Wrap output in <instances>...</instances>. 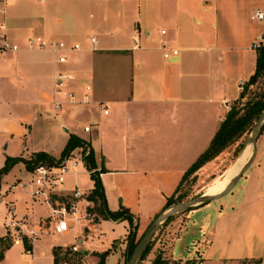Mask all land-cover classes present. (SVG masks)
I'll return each instance as SVG.
<instances>
[{"label": "crops", "instance_id": "1", "mask_svg": "<svg viewBox=\"0 0 264 264\" xmlns=\"http://www.w3.org/2000/svg\"><path fill=\"white\" fill-rule=\"evenodd\" d=\"M257 9L264 10V0L0 2V26H5L0 33L23 47L13 53L0 51V107L13 96L28 102L34 110L22 114L18 121L0 114V168L7 156L20 154L13 152V135H26L35 120H44L55 112L77 115L74 119H62L60 115L55 120L66 135L59 154L44 151L60 155L70 131L87 140L98 169L104 168L101 179L109 208L129 209L140 235L162 211L186 170L209 146L232 102L240 96L242 84L254 72L257 49L253 44L264 41V22L251 19ZM29 36L80 43L83 49L71 52L65 63H59L50 51L26 49ZM91 36L99 41L96 50L90 49ZM174 49L177 54L172 53ZM165 51L171 52L168 58ZM58 71L71 76V91L81 94L91 86L93 101L68 104L56 111L50 96ZM98 100L110 102L108 115L99 112ZM47 105H51L52 114ZM79 122L92 124V131L84 132ZM260 136L257 156L237 186L186 216V228L176 236L171 252L164 253L166 260L195 264L202 258L204 264H240L264 259V129ZM35 151L41 150L25 154ZM92 187L91 180L88 193ZM0 194L3 204L5 196L2 191ZM28 213L37 222L50 210L44 202L32 201L30 208L17 217H28ZM106 221L99 217L96 233L83 240L92 248H81L88 251L84 255L95 249L108 250L119 239L122 246L127 243L129 222L111 220L116 225L123 223L125 230L109 241L102 226ZM7 222V217L0 218V237L7 235ZM84 230L81 228L80 238L86 236ZM194 232L198 234L192 240L195 248L187 255L177 253V244L183 245ZM45 234L51 233L46 229L34 238L31 250L18 242L24 248L23 260L35 263V241ZM11 247L0 264L17 263L7 262ZM55 247L63 246L50 247L53 264Z\"/></svg>", "mask_w": 264, "mask_h": 264}, {"label": "rangeland", "instance_id": "2", "mask_svg": "<svg viewBox=\"0 0 264 264\" xmlns=\"http://www.w3.org/2000/svg\"><path fill=\"white\" fill-rule=\"evenodd\" d=\"M261 85L264 84L261 83ZM255 90H256V85L251 86L248 95L254 92ZM21 100H22L21 98H16L13 96L7 98V100H5L6 103L2 104V107H0V114L2 113L8 114L9 116H12V118L15 121H18L19 117L22 114L34 112L31 104H29L28 102H23ZM232 105L233 102L231 106ZM50 106L51 105H47V107H49L48 108L49 112H51ZM50 114H52V112ZM56 115H58V117ZM60 115L62 119L64 118L74 119L77 116V115L75 117L69 115L62 116V113L55 112V114L53 113L52 116H49L47 118L45 117L44 120L43 119L35 120V122H33L32 131L29 133L27 132L26 135H23L21 137L13 135L10 141H13L12 146H15L13 148V152L20 153L19 155H17V157L20 159H30L33 156V154L37 151L32 152L30 154H25V153L31 152L32 150H47V151H52L55 154H59V150L62 147L64 140L66 139L65 133H63L62 129H60L57 122L55 121L56 119H59ZM78 126L79 128H83L84 126L83 122H79ZM80 131L82 130L80 129ZM70 134H72L71 131ZM251 134L252 131L249 134L244 135L239 142L226 149L221 155H219V157L215 159L213 163H211L209 167H207V169L199 173V175L197 176V180L193 179L194 174L188 176L187 179L184 180V182L182 183L181 188L179 190V193L185 194L183 201L191 199L196 195L202 194L204 189L213 180L219 178L229 167H231L234 163H236L238 159L244 154L247 145L251 143L250 142ZM8 139H10V137H8ZM240 142H243V145L242 147H240L239 150H237V146ZM10 150L11 147L9 148V151ZM0 152L2 153L1 150ZM79 152H82V150H80ZM0 156L3 157V153L0 154ZM60 156L61 153L60 155L55 157L59 158ZM22 163L24 164L26 171L28 173H25V169ZM30 171L31 170L27 169L24 162H20L17 163L7 174H5L1 186V191L5 196V202L3 204H0V218L8 216L6 210V203L9 201L14 202L16 206L17 216L22 215V213L26 212L28 208H30V203L33 201V199L31 198L28 189L20 186L21 183H25L27 179L29 180V178L31 177ZM90 186H91V176L87 173L85 169H81L79 174L77 175L69 174L67 176L66 181L63 183V185L60 186L62 190H59L57 194L58 196L60 197L63 196L64 199H66L67 198L66 195L71 194L72 190L78 187L79 189L84 190L86 192V195L87 194L89 195L88 190L86 189L90 188ZM198 206H195L186 212L179 213L175 215L173 218H171L169 221H167L166 223H162L152 239L151 250L147 254L146 258L141 260L139 264H153V261L157 257V255H161L162 257H164L165 252L168 253L171 252L174 246L173 244L175 243L176 236L186 228L185 225L187 218L186 216ZM46 211H47L46 209L42 210L41 213H44ZM28 217H30L29 213H28ZM102 226H103V232L105 233V238H107L109 241L112 240L113 237L124 232L125 230L123 223L116 225L110 219H108V221L106 222H103ZM96 227L97 224H93L91 227L85 228L86 232L84 230V235L86 236L81 237L82 238L81 243H80V239H81L80 226H76L67 234L51 233V234L43 235L42 237H40L38 241H35L34 244L35 245L33 251V257L35 260L34 264H53L52 263L53 256L50 249V247H52L53 245L63 246L61 247L62 249L61 252H62V257L64 258L65 256V258L61 260L59 264H99V258L93 254L96 251V249L94 250L93 253L91 252L89 255H84L80 251L81 248L89 249L90 251L92 250V248L88 247L87 244L83 243V240H88L89 239L88 235L90 233L95 234L97 231ZM137 230L138 228L135 231ZM144 232H142L140 235L136 233L137 239L141 238ZM0 233H1V229H0ZM23 236H25V234H22V236H20V239ZM189 237L190 239L188 241H185L183 245H181L180 243L177 244V249H176L177 253L178 251H183V253L187 255L188 253H190L191 250L195 248V244L192 243V240L196 239L198 237V234L194 232L190 234ZM125 240L127 242V238ZM121 241L122 239H119L112 243L109 250L115 252L107 257L105 264H125L127 258V254H125L127 243L122 246ZM23 250L24 248L20 243H14L8 252L7 262L10 263L17 262L16 264H31L30 262L23 260L21 255ZM105 251L106 250H103L101 252H105ZM261 262L262 261L257 259H251V260H244L240 262V264H261ZM168 264H190V262L179 261L171 258L168 260Z\"/></svg>", "mask_w": 264, "mask_h": 264}, {"label": "built area", "instance_id": "3", "mask_svg": "<svg viewBox=\"0 0 264 264\" xmlns=\"http://www.w3.org/2000/svg\"><path fill=\"white\" fill-rule=\"evenodd\" d=\"M6 0H0L4 2ZM253 21L264 22V10L257 9L251 14ZM0 29H5L4 25ZM162 30V33H165ZM91 50H96L99 43L94 36L90 37ZM263 41H258L253 44V48L258 49ZM166 46V42H163ZM23 47L20 44L10 41L6 34L0 33V51L5 53H13L21 50ZM25 48L28 50H47L55 54L59 63H65L71 52L82 50L80 43L68 44L62 40H47L42 36H29L25 42ZM172 53L177 54L178 50L174 49ZM171 52L165 51L164 56L168 58ZM71 76L65 71H58L54 76L55 90L50 101L56 111H62L68 104H89L93 101V88L86 86L81 94L71 91L68 87V82ZM243 89V84L242 87ZM99 112L102 115H108L111 111L109 101H97ZM231 108V106H230ZM92 124H84V132L92 131ZM82 150V152H79ZM89 149L78 147L70 152L59 164L40 163L30 171L31 177L20 186L27 188L33 201L44 202L50 210V213L43 219L37 222L30 217H17L16 206L14 202L6 203L8 222L6 225L7 236L14 243L19 241L24 242L25 237L31 243L34 238L41 236L48 230V233L64 234L70 232L76 226L82 229L91 227L96 224L99 216L93 211L94 202L88 199V194L84 190L76 187L72 193L63 196H58L57 192L62 190L61 185L66 181L69 174L77 175L81 169H85L88 174L94 172L86 166L85 157L88 155ZM50 229V230H49ZM25 234L20 239V236ZM75 249V248H73ZM77 249V248H76ZM195 264H204L202 258H198ZM261 264H264V259Z\"/></svg>", "mask_w": 264, "mask_h": 264}, {"label": "trees", "instance_id": "4", "mask_svg": "<svg viewBox=\"0 0 264 264\" xmlns=\"http://www.w3.org/2000/svg\"><path fill=\"white\" fill-rule=\"evenodd\" d=\"M261 83L264 84V41L257 49L255 70L250 75L248 80L243 84V89L240 93V96L238 99L233 101V105L227 112L225 118L220 122V125L209 146L186 170L180 184L176 188V191L172 196L168 197L167 203L162 210L167 209L169 206L175 203L177 204L183 201L185 194L179 193V190L182 183L187 179L188 176L194 174L193 179L197 180L196 172L202 166L218 157L226 149L239 142L244 135L249 134L253 130L259 115L264 109V85H261ZM254 85H256V90L248 95L251 86ZM242 145L243 142H240L237 146V150H239ZM78 147L89 149V153L85 157V162L89 170H94V172L90 174L91 180L93 181V187L88 195V199L92 200L95 204L93 211L96 212L99 217L105 220H127L130 224L125 253L127 254L125 264H127L134 248L137 245V242L140 239H137V231H135L137 229V224L134 222L133 214L124 206H121V208L118 210H111L109 208L105 194V188L101 179V173L104 172V168L98 169L93 148L88 141L83 140L78 135L74 133L70 134L68 142L61 151V156L59 158H56L44 150L35 152L30 159H20L17 156H7L4 165L0 168V191L3 175L7 174L17 163L24 162L28 170H33L40 163L59 164L66 156L70 154L72 150ZM173 217H170L164 223ZM27 239V237L24 239L25 247L27 250H31L32 244L28 241L29 239ZM13 244V240L7 235L0 237V260L4 258L5 251ZM151 248L152 240L146 248L141 260L146 258ZM61 250V247H55L53 249L54 264H59V262L65 258V256L64 258L62 257ZM94 254L99 258V264H105L107 257L111 254V250L108 249L105 252H95ZM153 264H168V260H166L161 255H157L153 261Z\"/></svg>", "mask_w": 264, "mask_h": 264}, {"label": "water", "instance_id": "5", "mask_svg": "<svg viewBox=\"0 0 264 264\" xmlns=\"http://www.w3.org/2000/svg\"><path fill=\"white\" fill-rule=\"evenodd\" d=\"M264 129V109L262 110L261 114L259 115L254 128L252 130V134L250 136V142L253 145V152L246 164L241 168V170L238 172V174L230 181L228 186L220 192L219 194L215 195H206L205 193L196 195L192 197L191 199H188L186 201L174 204L170 206L169 208L162 210L159 212L153 221L150 223L148 228L145 230L139 241L137 242L136 247L134 248L127 264H139L142 256L148 247L149 243L153 239L154 235L160 228L161 224L164 223L167 219L170 217H173L179 213L186 212L190 209H192L195 206H198L205 202H210L214 200L221 199L222 197L226 196L228 193H230L238 184L242 176L246 173V171L251 167L253 164L256 156H257V142L258 139ZM67 130V129H66ZM68 131V130H67ZM82 254H87L88 251L85 249H81Z\"/></svg>", "mask_w": 264, "mask_h": 264}, {"label": "bare ground", "instance_id": "6", "mask_svg": "<svg viewBox=\"0 0 264 264\" xmlns=\"http://www.w3.org/2000/svg\"><path fill=\"white\" fill-rule=\"evenodd\" d=\"M253 152L252 143L245 148L244 154L229 167L219 178L213 180L203 191L206 195L219 194L228 186L230 181L238 174L241 168L246 164Z\"/></svg>", "mask_w": 264, "mask_h": 264}]
</instances>
